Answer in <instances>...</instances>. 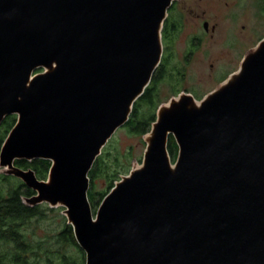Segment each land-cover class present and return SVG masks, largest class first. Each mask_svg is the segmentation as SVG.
Listing matches in <instances>:
<instances>
[{"label": "water", "instance_id": "1", "mask_svg": "<svg viewBox=\"0 0 264 264\" xmlns=\"http://www.w3.org/2000/svg\"><path fill=\"white\" fill-rule=\"evenodd\" d=\"M177 0H0V173L63 207L85 264H264V36L201 99L157 109L94 212L89 173L163 56ZM178 153L173 160L169 139ZM51 161L46 179L15 161Z\"/></svg>", "mask_w": 264, "mask_h": 264}, {"label": "rangeland", "instance_id": "2", "mask_svg": "<svg viewBox=\"0 0 264 264\" xmlns=\"http://www.w3.org/2000/svg\"><path fill=\"white\" fill-rule=\"evenodd\" d=\"M262 1H176L173 18L181 16L183 26L178 27L172 42L170 37L163 39V47L166 45L168 51L166 71L170 70L173 78L167 77L158 83L162 103L183 90L201 99L239 68L246 51L254 48L264 36ZM205 21L209 23L208 30L204 28ZM192 46H195L193 52ZM109 141L108 152L111 155L118 153L121 166L141 164L146 149L144 135L132 133L122 126ZM106 188L105 177L96 179V190ZM91 206L93 208L92 203ZM63 209L46 210L47 216L31 227L35 226L38 238H47L51 242L50 236L56 235L66 223ZM68 252L77 253L74 247Z\"/></svg>", "mask_w": 264, "mask_h": 264}, {"label": "trees", "instance_id": "3", "mask_svg": "<svg viewBox=\"0 0 264 264\" xmlns=\"http://www.w3.org/2000/svg\"><path fill=\"white\" fill-rule=\"evenodd\" d=\"M261 7L264 12V0ZM175 8V5L170 7L162 30L163 39L170 37V42H172L178 27L183 26L181 16L179 19L173 18L172 12ZM166 51L165 45V53L151 83L135 102L131 116L123 126L132 133L146 134L156 120L157 109L162 103L158 83L164 78H173V75L169 73L170 70L166 71L168 64V51ZM16 120V115H9L4 119L0 127V151ZM107 146L108 144L97 157L89 173L90 188L88 195L93 204L94 212L105 195L115 185V182L124 173L128 174L131 170L129 167H132V164L131 166H121L118 153L111 155ZM168 148L173 160H175L178 146L172 135L169 139ZM15 163L24 169L32 168L40 179H46L51 166V161L45 159L32 161L19 159ZM100 177H105L107 182V188L101 191L95 189L96 179ZM35 193L20 178L0 173V264H85L86 253L79 246L73 227L67 222L66 216V223L61 230L56 235L50 236L51 242L47 238L37 237L35 226L31 227L47 216L46 210H54V208L60 207H51L48 203L37 205L26 203L24 199L33 196ZM70 247H74L77 253L68 252Z\"/></svg>", "mask_w": 264, "mask_h": 264}, {"label": "flooded vegetation", "instance_id": "4", "mask_svg": "<svg viewBox=\"0 0 264 264\" xmlns=\"http://www.w3.org/2000/svg\"><path fill=\"white\" fill-rule=\"evenodd\" d=\"M176 4H177L176 1H174V3L172 4V6H173V5L176 6ZM208 24H209L208 21H205V22H204V28H205L206 30L209 29ZM212 30H214V27L212 28ZM194 47H195V46H192V47H191L192 52H193V50H194ZM164 51H165V45H164ZM164 53H165V52H164ZM162 57H163V56H162ZM228 75H229V74H228ZM228 75H227V77H228ZM183 91H186V90H183ZM180 92H182V91H180ZM180 92H179V93H180ZM179 93H178V94H179ZM192 94H193V93H192ZM11 115H16V114H11ZM7 116H9V115H7ZM7 116H6V117H7ZM6 117H5V118H6ZM5 118H4V119H5ZM16 118H17V115H16ZM4 119L2 120V122H1V124H0V127H1V125H2V123H3V121H4Z\"/></svg>", "mask_w": 264, "mask_h": 264}]
</instances>
